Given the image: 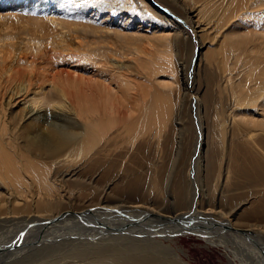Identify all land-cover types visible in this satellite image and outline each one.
Masks as SVG:
<instances>
[{"label":"bare ground","instance_id":"obj_1","mask_svg":"<svg viewBox=\"0 0 264 264\" xmlns=\"http://www.w3.org/2000/svg\"><path fill=\"white\" fill-rule=\"evenodd\" d=\"M251 1L260 8L258 13L263 12L264 0ZM177 2L186 23L199 28L203 11L194 13L190 4ZM147 9L138 0H0V264H16L13 261L30 250L33 256L17 264H190L181 248L165 242L191 232L221 246L231 262L264 264V73L258 66L264 51L259 47L254 60L260 76L252 86L227 90L222 83L217 85L219 106L210 121L219 141L202 143L201 138L199 143V149L206 146L202 156L207 164L219 159L212 178L218 180L225 168L222 185L211 187V199L192 193L186 205V188L179 178L171 184L179 212L167 210L170 214L163 215L166 212L160 213L157 206L139 202L128 208H144L150 215L131 222L136 214H126L125 221H113L114 227L108 225L112 231L126 236L118 240L105 235L97 244L91 237L103 232L92 227L88 236V225L94 221L90 211L84 212L93 218L90 221L78 218L83 227L63 215L70 211L42 217L48 210L79 208L86 196L102 199L116 194L111 184L143 197L148 172L143 167L136 170L132 159H125L133 149L142 151L148 145L151 150L153 144L157 148L155 135L149 137L151 126L169 131L176 123L172 111L167 115L165 102L150 98L139 102L137 84L124 70L155 84L156 67L157 74L164 67L147 44L138 48L129 39L122 45L107 39L110 34L123 37L112 33V24L150 22ZM162 40L153 36L147 43L152 48L153 42ZM243 45L222 50L220 72L231 73L236 63L245 61L234 54ZM232 58L234 64L227 63ZM261 64L264 68V57ZM160 77V83L165 82ZM207 106L205 102V113ZM251 128L256 132L247 136ZM127 133L130 148L121 143ZM158 174L154 187L165 178L163 170ZM55 181L70 183L76 191L59 190ZM98 183H104L101 189ZM95 219L97 226L101 218ZM36 224L43 230L38 231ZM158 235L160 239L155 238ZM65 241L71 244L62 245Z\"/></svg>","mask_w":264,"mask_h":264},{"label":"rangeland","instance_id":"obj_2","mask_svg":"<svg viewBox=\"0 0 264 264\" xmlns=\"http://www.w3.org/2000/svg\"><path fill=\"white\" fill-rule=\"evenodd\" d=\"M138 1H142L147 6L146 15L151 21L141 23L127 20L128 25L126 26L121 23L112 24L110 26L112 33L122 34L123 37L117 39L113 34H110L107 40L110 43L122 45L129 39L138 48L147 44L146 47L153 50L151 55L155 56L157 62L160 60L159 64L162 65V68L164 67L162 74H157L159 72L157 69L159 68L156 67L158 80L155 84L146 81L144 77L138 76L132 71L124 70V72L128 78L137 84L138 92L141 93L139 94V102L142 103L147 99H153L156 102L159 100L160 102H157L159 104L165 102L166 113L168 115L172 111L171 116L176 125L169 131L165 130V127L162 130L157 128L156 125L151 126L149 137L152 139L153 134L155 135L158 141L157 148L153 144L154 149L151 150H148V145L142 151L133 149L129 151L125 159L128 162L132 159L130 164L136 170H143L141 169L143 167L148 172L147 176H145L144 171L141 172V174H145L143 180L146 181L144 190L140 192V195H143L141 199H139L137 194L126 193L127 189L121 190L122 185L111 184L112 189L116 188V194L113 193L111 196H106L102 199L98 196L94 198L86 196L81 198L83 204L79 208L69 205L62 209L48 210L42 215V217L46 218L48 215L70 211L69 214L63 215H70L74 218L76 226H82L78 218H85L86 221L93 219L84 215L86 211H90L94 221L97 220L95 217L100 216L101 220L97 221L99 225L96 226V223L91 220V224L88 225L87 229L88 236L92 227L95 230L100 228L96 230L97 232L98 230L103 232L101 236H99L100 234H94L91 237L93 238L92 243L95 244L101 241V239L97 238L105 235L116 236L118 240L124 238L125 234L112 231L113 229L108 225L114 227L113 221H125L123 217L126 214H136L131 222L140 221L139 216L142 218L143 216H149L150 212L144 208L137 211L128 208L139 202L157 206L162 214L167 210L179 212L178 207L174 204L175 192L171 187V184L179 178L182 181V185H185L186 188L188 198L186 205L189 204L192 193H198L200 197L205 195L207 199L212 198L211 193L213 190L211 187L215 184L222 185L225 168L221 169L218 180L215 178L217 183H213L215 179L212 178V175L219 167V159L215 163L207 164L202 156V154H205L206 146L199 149V143L201 138L202 143L206 139L210 143H218L219 141L213 121H210V119L215 120L213 113L219 106L217 85L222 83L227 90L231 86H252L260 76V71L255 68L257 60H254V51L258 47L264 51V9L263 12L258 13L260 8L256 5L257 3L251 0H243L245 2L242 4L238 0H183L191 5L190 8L194 10V13H198L199 9L203 11V18H200V20H203L201 21L202 25L199 24L200 27L197 28L196 24H187L182 15H180L178 0ZM197 17L199 18V16ZM153 36L163 38V40L158 41V43L153 42L154 47L151 48L147 40L153 39ZM230 44H244L236 47L234 54L235 56L243 57L245 61L236 63L231 73L220 72L217 67L220 54ZM243 47L247 49L243 50ZM155 48L158 50H154ZM109 55L113 57L111 53ZM141 57L144 59L143 55ZM261 57L258 66L264 73V68L261 64L264 54ZM229 61L234 64L235 59L232 58L227 63ZM160 76L165 78V82L160 83ZM14 77H17V75H14ZM205 102L209 103L206 113L203 110ZM157 129L163 133L161 137H159ZM255 132L256 130L251 128L247 130L246 135L252 136ZM131 139V136L127 133V136L121 139V143H127L130 148ZM137 141L138 138L135 144L138 143ZM149 143L153 142L149 141ZM161 170L164 171L165 178L161 177V185L154 187L152 181L159 175L158 173ZM177 170L180 174L178 178ZM97 179L99 178L97 177ZM55 183L56 188L59 190L76 191L70 183L56 181ZM102 184L104 183H98L99 189L103 186ZM146 190L147 193L145 194ZM163 197L165 198L162 199ZM213 199L216 200V197L213 196ZM206 207L209 206L206 205ZM244 207H247V205ZM218 208L220 209V206ZM168 214L170 213L166 212L163 215ZM100 224L104 228L99 227ZM36 227L38 231L43 230L40 224H36ZM144 227L153 228L150 225ZM131 236L137 237L135 235ZM160 236H155V238L160 239ZM87 238L83 239L87 241ZM139 238L152 240L148 236ZM70 242L65 241L62 245L71 244ZM165 243H170L174 248H181L184 251L185 260L190 264H230L231 262L229 253L221 246L206 243L194 232L188 234L178 233L171 241H166ZM15 252L11 251L12 255ZM33 254L34 251L30 250L13 262L17 264L21 259L32 257ZM231 264H240V262L235 261L231 262Z\"/></svg>","mask_w":264,"mask_h":264}]
</instances>
